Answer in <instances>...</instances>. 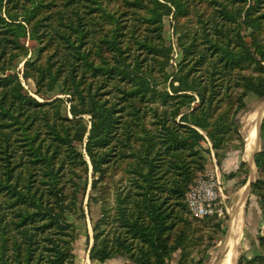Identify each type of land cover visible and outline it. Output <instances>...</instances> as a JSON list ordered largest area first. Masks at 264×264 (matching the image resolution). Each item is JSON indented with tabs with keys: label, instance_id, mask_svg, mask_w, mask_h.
I'll return each mask as SVG.
<instances>
[{
	"label": "trees",
	"instance_id": "1",
	"mask_svg": "<svg viewBox=\"0 0 264 264\" xmlns=\"http://www.w3.org/2000/svg\"><path fill=\"white\" fill-rule=\"evenodd\" d=\"M47 1L20 0L24 13L14 15L10 0H0V264H73L74 234L68 216L85 218L78 195L84 194L86 183L82 186L80 174L76 182L69 180L67 172L77 167L86 172L85 155L94 177H99L92 184L87 203L89 215L92 204H100L99 218L93 222L90 215L93 243L89 259L104 263L119 257L129 264H168L171 254L182 249L186 241L183 231L173 229L174 219L181 213L175 209H186L188 186L197 172L203 171L206 162L200 153L204 136L199 130L208 135L217 150L229 140V131L235 129L238 117L246 109L243 97L251 93L264 98V45L257 37L264 14L262 18L254 15L255 9L264 8V0H214L217 17L229 23L230 28L224 34L223 44L215 37L210 38V34L204 35L212 59L207 63L208 84L197 78L188 82L187 76L173 77L169 85L172 95L160 94L161 108L152 106V122L148 125L142 119L146 114L141 110L121 116L116 106L128 103L133 93H140L138 89L144 87L139 61L135 60L132 65L127 62L130 45L145 49L149 54L157 49L144 41L125 43L121 40L124 34L119 18H113L114 25L101 34L93 48H87L92 46L91 42L83 45L80 35L76 43L70 35L55 34V39H61L63 46L62 43L55 45L44 64L24 63L23 79L33 81L35 94L45 102H38L25 92L15 70L28 55L23 45L26 38L41 43L39 52L46 47L32 29L42 21L41 17L36 18L40 8L49 3L55 7L51 1L46 4ZM76 1L82 6L103 9L99 0H67L64 7ZM149 1L153 5L149 9L152 20L160 18L164 12L170 13L172 8L178 13L184 8L182 0ZM161 1L170 6H163ZM159 8L165 11L159 12ZM93 9L89 8L90 13ZM214 27L222 34L218 22ZM242 29L248 34H241ZM231 42L235 45L231 46ZM55 56L60 60L52 63ZM197 61L205 63V56L201 54ZM240 63L255 64L259 76L235 82L233 88L238 85L242 92L237 101H233L234 106L229 103L227 111H222L224 92L230 87L225 83L222 70ZM63 71H66L64 77ZM126 80L130 85L136 82L138 89L124 91L119 101L113 103L104 100V94L100 95L110 81L119 89ZM187 92L198 96L201 107L181 112L194 102L195 97ZM50 94L71 96L69 112L78 120L71 128L65 127V123L59 124L62 100L49 101L46 97ZM150 99L156 101L153 90ZM52 107L55 114L50 110ZM130 107L134 109L133 104ZM124 110L122 106L119 111ZM82 115L91 118L85 155L77 147L85 132L80 123ZM115 128L120 131L112 138ZM179 129L184 131L179 132ZM261 132L264 133V120ZM119 160L124 165L123 171L129 175L130 190L117 191L115 211L111 214L105 196L98 199L93 193L98 182H102L99 187L104 185L107 172ZM254 164L264 173V147L254 155ZM233 177L234 174H230L228 179ZM252 195L258 199L259 194ZM9 214L11 227L21 238L12 245L8 244L6 229L2 227L4 217ZM258 245L264 249V236L258 238ZM206 253L196 264H204ZM256 260L264 263V256L252 259Z\"/></svg>",
	"mask_w": 264,
	"mask_h": 264
},
{
	"label": "rangeland",
	"instance_id": "2",
	"mask_svg": "<svg viewBox=\"0 0 264 264\" xmlns=\"http://www.w3.org/2000/svg\"><path fill=\"white\" fill-rule=\"evenodd\" d=\"M49 1L54 3L55 7L51 3L48 4ZM65 2L67 0H48L46 3L48 5L45 8L39 9L36 18L41 17L42 21L32 30L43 41V46L46 45L42 52L38 51L42 47L38 40L26 38L23 41L28 55L23 61L19 62L15 73H18L25 92L34 97L38 102H45L35 94L36 87L33 81L23 79L24 63L26 61H34L38 64H44L52 54L54 46L62 43L61 39L59 41L55 39V34L70 35V38L76 43L80 35V42L83 45L91 42L92 46L87 48H93L101 38V34L106 29H111L114 25V19L117 20L119 18L118 23L121 26V32L124 34L121 40L125 43L126 41L132 43L144 41L152 44L157 51L153 52L154 54H149L145 49H137L134 45H130L131 49L127 62L132 65L135 60L139 61L144 75L143 89H138L136 82L130 85L128 80L117 89V86L114 87L113 81H110L106 88L100 91V95L104 94L103 99L113 103L119 101V96H122L124 91L137 88L140 93L134 92L128 103L118 104L116 106L118 110L116 111L117 114L126 116L128 112H134L135 109H139L141 113L146 114L142 118L146 125L152 122V106L158 109L161 108L162 99L159 97L160 94L166 92L172 95L169 85L172 83L173 77L181 78L187 76L188 82L193 80V78H197L208 84L207 63L208 60L212 61V59L209 58L211 50L206 49L207 45L204 43V35L210 34V38L215 37L218 43L223 44L226 40L224 34H227L230 28L229 23L222 22L220 17H217L214 11V0H182L184 8L181 12L178 13L172 8L171 12L166 14L167 12H164L165 8H159V12L164 13L160 18L158 17L154 20L150 19L152 15L149 13V9L153 5L150 4L149 0H99V5H102L103 8L102 10L100 8L96 9L93 5H90V7L82 6L78 1L70 7L65 8ZM145 3L146 5L143 6ZM161 3L164 4L163 6H170L162 1ZM9 5L13 8L12 14L20 15L24 13L20 9V0H10ZM247 7L248 5L245 8ZM89 8H94V11L90 13ZM58 12L62 14L58 15ZM263 14L264 8H257L254 11V15L260 16V18H262ZM262 21L263 25L257 32V37L264 45V18ZM215 22L219 23L222 34H218L216 31L214 27ZM241 34L248 33L242 29ZM248 41L249 39H247ZM230 44L231 46L235 45L234 42ZM61 46H63V43ZM14 52L18 51L15 50ZM201 54L205 56V63L197 61L201 57ZM59 58L55 56L51 62H57L60 60ZM94 58L97 59L96 56ZM107 58H110V56H107ZM258 70L255 64L251 63H240L230 67V69L224 68L222 70V76L223 74L226 76L224 77L225 83L230 84L228 92L222 91L224 92V107L222 111H227L229 103L231 106H234L233 101L238 99L242 92V89L238 85L233 88L235 82L244 77H258ZM64 74H66V71H63L61 75L64 77ZM218 83L219 85L221 84L220 82ZM152 90L156 94V101L154 102L150 99ZM186 94H192L195 97L194 102L182 108L181 112L201 107V100L198 96L191 92H187ZM46 98L49 101L56 98L62 100L59 112V119L61 121H59V124L62 123L64 125L65 123V127L68 128L75 125V121L77 122L78 120L69 112L72 102L71 96L60 94L53 96L50 94ZM243 103L246 109L238 117L235 129L229 131V140L224 144L222 143L221 147L217 150L213 148L208 135L199 130L204 136L203 141L200 143V153L206 162L203 171L197 172L194 181L188 186L190 188L200 179L216 178L222 190L221 205L224 208V213L222 216L196 218L188 212L187 208H183V210L176 208L175 211L181 213L174 219L173 229L177 232L183 231L186 241L182 249L171 254L168 264H196L206 252L207 258L205 257L204 264H220L222 258L229 250L230 252L232 251V264H264L259 260L252 261L255 256H264V249L258 245V238L264 236V173L256 168L254 156H252L254 143L256 142L255 136L251 140V147L247 148L248 134L253 130L255 131L258 121L262 124L264 120V98H258L249 93L243 97ZM130 104L134 105V109L130 107ZM122 106H124L125 110L120 112L119 110ZM50 110L55 114V107H52ZM80 118H83L80 123L84 125L85 132L83 141L78 144L76 142V144L78 150L85 155L86 136L90 130L91 118L88 115H82ZM228 118L229 116L224 119V123L227 122ZM178 119L179 117L176 119L177 122ZM67 120H69V123ZM119 131L120 128H115L111 137L114 138ZM183 131L184 129H179V132ZM138 144L136 148L139 147ZM263 147L264 133L261 132L260 128L256 153L262 151ZM128 154L131 153L129 152ZM58 157L59 155L57 154ZM85 160L88 165L86 172L81 171L82 167H77L71 169V172L69 170L67 172L69 173V180L76 182V178L80 174V177L83 178L82 186L86 183L84 194L80 192L78 195V203H80V206L82 204L85 218L75 219L70 215L68 216V220L73 225L72 232L74 234V240L71 243L72 262L73 264H129L119 257L104 263H98L89 259V250L93 243V223L90 220V215L93 222L99 218L100 204H92L89 215L87 203L88 196L92 192V184L99 177L97 175L94 177L92 167L86 155ZM114 165L107 172L104 185L99 187L102 182H98L97 190L93 193L98 199L105 196L107 208L110 209L109 212L111 214L115 211V196L117 191L127 192L130 190V185L127 182L129 175L123 171L124 165L121 164L120 160ZM230 174H234V177L228 179ZM248 183H250V186L246 189ZM252 193L259 194L258 199ZM128 204L130 203L128 202ZM238 217H240V223L236 227L235 221ZM2 227L6 229L9 245H12L16 239L17 242L20 241V236L11 227L10 214L4 217Z\"/></svg>",
	"mask_w": 264,
	"mask_h": 264
},
{
	"label": "built area",
	"instance_id": "3",
	"mask_svg": "<svg viewBox=\"0 0 264 264\" xmlns=\"http://www.w3.org/2000/svg\"><path fill=\"white\" fill-rule=\"evenodd\" d=\"M222 190L215 178L200 179L191 186L185 195V206L196 218L222 216Z\"/></svg>",
	"mask_w": 264,
	"mask_h": 264
},
{
	"label": "bare ground",
	"instance_id": "4",
	"mask_svg": "<svg viewBox=\"0 0 264 264\" xmlns=\"http://www.w3.org/2000/svg\"><path fill=\"white\" fill-rule=\"evenodd\" d=\"M250 117V116H249ZM249 120V119H248ZM248 136H249V139H248V147L247 148H249V147H251V144H252V141L251 140H253V137L255 136V131L253 130V131H251V133L250 134H248ZM249 150V149H248ZM248 161V160H247ZM240 211V210H239ZM235 225H236V227H238V224L240 223V217H238V218H236V221H235ZM235 227V228H236ZM233 231V230H232ZM241 233V232H240ZM237 234V233H236ZM236 245V244H235ZM232 252V251H231ZM231 252H230V250L228 251V253L222 258V261H221V263L220 264H232L231 262H232V254H231Z\"/></svg>",
	"mask_w": 264,
	"mask_h": 264
},
{
	"label": "water",
	"instance_id": "5",
	"mask_svg": "<svg viewBox=\"0 0 264 264\" xmlns=\"http://www.w3.org/2000/svg\"><path fill=\"white\" fill-rule=\"evenodd\" d=\"M260 128H261V123H260V121H258V123H257V125H256V129H255L256 143H257V141L259 140ZM256 151H257V147H256V149L254 150L252 156H254V154L256 153ZM250 178H251V177H250ZM251 180H252V179H251ZM250 183H251V181H250ZM250 183H248V186H246V189L250 186Z\"/></svg>",
	"mask_w": 264,
	"mask_h": 264
},
{
	"label": "crops",
	"instance_id": "6",
	"mask_svg": "<svg viewBox=\"0 0 264 264\" xmlns=\"http://www.w3.org/2000/svg\"><path fill=\"white\" fill-rule=\"evenodd\" d=\"M248 139H249V136H248ZM255 141H256V134H255ZM247 145H248V143H247ZM256 145V146H255ZM255 147H257V143L255 142L254 143V150L256 149ZM253 154V153H252ZM252 157V156H251ZM228 161V160H227ZM244 195V194H243ZM243 197V196H242Z\"/></svg>",
	"mask_w": 264,
	"mask_h": 264
}]
</instances>
